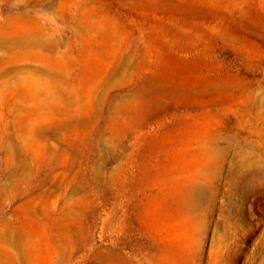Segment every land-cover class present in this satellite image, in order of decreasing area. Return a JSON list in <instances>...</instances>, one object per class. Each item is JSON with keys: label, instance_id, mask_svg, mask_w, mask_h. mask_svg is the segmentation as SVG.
Here are the masks:
<instances>
[{"label": "rangeland", "instance_id": "374dc122", "mask_svg": "<svg viewBox=\"0 0 264 264\" xmlns=\"http://www.w3.org/2000/svg\"><path fill=\"white\" fill-rule=\"evenodd\" d=\"M0 264H264V0H0Z\"/></svg>", "mask_w": 264, "mask_h": 264}, {"label": "bare ground", "instance_id": "6f19581e", "mask_svg": "<svg viewBox=\"0 0 264 264\" xmlns=\"http://www.w3.org/2000/svg\"><path fill=\"white\" fill-rule=\"evenodd\" d=\"M252 169H253V168H252ZM254 172H255V171H254ZM252 175H253V174H252ZM252 175H251V176H252ZM254 175H255V174H254Z\"/></svg>", "mask_w": 264, "mask_h": 264}]
</instances>
